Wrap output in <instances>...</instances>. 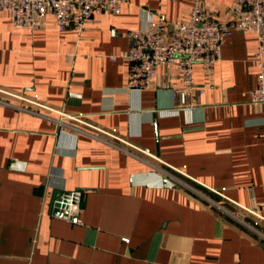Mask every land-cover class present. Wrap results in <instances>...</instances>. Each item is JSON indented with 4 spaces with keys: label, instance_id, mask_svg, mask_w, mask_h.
Instances as JSON below:
<instances>
[{
    "label": "crops",
    "instance_id": "1",
    "mask_svg": "<svg viewBox=\"0 0 264 264\" xmlns=\"http://www.w3.org/2000/svg\"><path fill=\"white\" fill-rule=\"evenodd\" d=\"M195 2L127 0L81 35L52 16L33 30L0 12V264H264L256 34L227 36L213 87L190 96L192 109L163 111L177 100L167 66L153 87L128 89L132 32L150 14L183 20ZM201 2L230 18L233 0ZM194 71L203 85L202 65ZM58 110L82 120L61 124ZM151 170L177 184H132ZM79 188L82 220L54 215L59 195Z\"/></svg>",
    "mask_w": 264,
    "mask_h": 264
},
{
    "label": "built area",
    "instance_id": "2",
    "mask_svg": "<svg viewBox=\"0 0 264 264\" xmlns=\"http://www.w3.org/2000/svg\"><path fill=\"white\" fill-rule=\"evenodd\" d=\"M178 1V0H173ZM127 0H0V12L8 13L16 27L37 30L46 26L52 16L61 30L73 27L79 35L85 32L97 14L104 12L118 15ZM229 19L209 13L201 0H196L189 9L187 18L171 21L166 14H150L144 28L132 32V46L124 52L129 62L128 89L140 93L155 85L159 68L167 66L176 71L177 82L172 86L177 98L176 104L164 108L165 113L180 109H192L190 96L204 94L213 87L212 76L216 63L222 58V49L227 36L234 31H253L258 46L253 59L258 66V81L251 92V100L264 106V0H233ZM201 64L206 81L198 85L194 79V66ZM37 104L56 110L37 101ZM62 118L81 121V117L58 110ZM154 156L149 149H142ZM74 192V191H73ZM63 191L60 195H64ZM66 204V217L82 220L80 203L71 194ZM259 208H264V203ZM251 212L262 216L258 210Z\"/></svg>",
    "mask_w": 264,
    "mask_h": 264
},
{
    "label": "water",
    "instance_id": "3",
    "mask_svg": "<svg viewBox=\"0 0 264 264\" xmlns=\"http://www.w3.org/2000/svg\"><path fill=\"white\" fill-rule=\"evenodd\" d=\"M15 164V162L13 163ZM131 182L134 185H147L150 187H174L177 183L167 174L163 175L155 170L135 173L131 176ZM83 188H79L73 191H66L64 195H59L53 206V214L57 216L66 217V204H62L61 201L69 202L71 194H74V198L77 203H80V195ZM76 220V217L72 218Z\"/></svg>",
    "mask_w": 264,
    "mask_h": 264
},
{
    "label": "rangeland",
    "instance_id": "4",
    "mask_svg": "<svg viewBox=\"0 0 264 264\" xmlns=\"http://www.w3.org/2000/svg\"><path fill=\"white\" fill-rule=\"evenodd\" d=\"M181 180L184 181V182H186V183H188L189 185H191V187H193L194 189H198V190H200V191L203 190V189H202L201 187H199L198 185L191 184L189 181H186L185 179H182V178H181Z\"/></svg>",
    "mask_w": 264,
    "mask_h": 264
}]
</instances>
